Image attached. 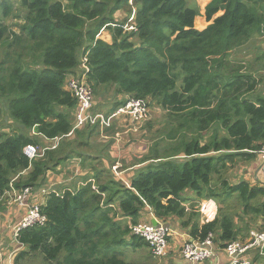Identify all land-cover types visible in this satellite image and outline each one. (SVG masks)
<instances>
[{
    "label": "trees",
    "instance_id": "16d2710c",
    "mask_svg": "<svg viewBox=\"0 0 264 264\" xmlns=\"http://www.w3.org/2000/svg\"><path fill=\"white\" fill-rule=\"evenodd\" d=\"M262 11L264 0H212L205 9L212 23L199 31L200 13L187 0L0 1V102L15 124L0 135V213L12 186L19 192L40 187L47 174L75 158L82 168L103 160L82 187L48 195L41 208L47 223L20 232L17 245L24 250L13 264H155L149 244L133 227L143 224L148 208L166 223L184 219L187 190L221 205L237 200L245 214H253L250 222L264 223V201L253 204L264 189L225 180L236 161L255 160L264 144L260 77L250 63L233 59L263 35ZM16 18L23 19L18 33L7 24ZM101 30L111 42L98 38ZM255 63L264 67V53ZM84 74L94 96L113 91L122 97L106 112L95 101L94 114L110 115L129 99L167 112L171 128L163 139L176 144L149 151L138 164L145 165L129 178L130 187L102 165H112L108 147L87 150L99 136L96 126L74 129L78 101L64 85L68 77ZM3 115L0 108V123ZM30 145L47 150L31 161L24 154ZM228 210L222 207L213 222L194 225L190 236L202 241L217 234L221 247L238 240ZM141 250L146 255L134 259Z\"/></svg>",
    "mask_w": 264,
    "mask_h": 264
},
{
    "label": "rangeland",
    "instance_id": "374dc122",
    "mask_svg": "<svg viewBox=\"0 0 264 264\" xmlns=\"http://www.w3.org/2000/svg\"><path fill=\"white\" fill-rule=\"evenodd\" d=\"M12 1H18V0H12ZM187 1L190 5L196 6L198 8L200 16L196 20L195 27L200 31L203 27V22H204V20L201 19L202 18L201 14H203V9H205L208 5L205 4L207 0H187ZM124 17L126 18V14L123 15L121 19L124 20L125 19ZM133 19L134 17L132 16L130 21H132ZM7 24L9 25V27L13 32L18 33L20 31L19 25L23 24V19L22 18L10 19L8 20ZM98 38L100 39L102 38L107 42H111L112 39V37L109 36V34H107L105 30H101V32L98 35ZM248 54H249L248 51L239 49L236 51V60H242L243 59L242 56H246ZM81 69L84 70L83 66L81 67ZM93 99L94 102L96 101L98 103L97 105H99L98 110L106 112L108 109L112 107L114 103L120 102L122 100V97L115 96L113 94V91H110L109 93L104 95L102 99H99V97L96 96H93ZM0 108L3 110L4 113L2 117V121L0 123V135H1L2 129L8 128L9 126L14 127L15 124L14 123L12 124L11 119H9L8 115H6L5 104L3 103L2 100L0 102ZM77 112H78V106L75 111L74 129L77 128V120H76ZM146 113H147V117L144 120H135L127 117H118L112 120L110 123L111 126L106 129H101L100 127L95 128L94 126L89 125L91 128L93 127L98 130L99 136H95V138L92 139L90 143L92 148H89L87 150L93 152L97 149L95 147L98 146L108 147L109 149L108 151H106V153H110L112 159L111 160L112 165H110L105 161H104L105 165L104 164L102 165L107 167L108 168L107 171L111 172L114 177H116L115 173L122 175V179L125 182H128L129 178L132 176L131 175V173H133L131 169L132 167L137 165L140 168L145 165V164L143 165H138V164L143 162L144 158L149 154V151L154 150V148L157 146L158 150L163 152L165 147H170L176 144L175 141L169 142V140L163 139V137H165L166 133L171 128L170 126L167 125L168 123L167 112L160 110L159 106L156 103L150 102V107H148L146 104ZM101 159L102 158L98 159L99 160L97 161L98 163L95 162L94 165L89 162H86V164L82 168V161L76 158L75 162L69 163L68 164L69 166L67 165V167L62 168L63 172L54 174L52 178L54 182L53 183L50 182L49 184L46 183L45 189L42 190L41 193L43 194V192L45 191V193L50 192L49 195H51L53 193H62L64 192L63 190L65 189L68 190L70 189L73 191L75 188H78V186H80L81 184L82 185L80 187H82L84 185L83 184L84 177H86L87 175H93L95 173L94 168L101 169V165L99 164L100 161H103ZM241 163L243 162H239V164ZM233 168L234 167L229 169L227 173L228 176L230 175L229 173ZM137 170H135V173L137 172ZM80 171L82 176H80ZM56 172H58V170H56ZM60 174L62 175L60 176ZM58 176H60L59 181L64 180V182H60V183L56 182L55 180L57 179L56 177ZM91 182H93L94 191L98 192L97 183H95L93 180H91ZM102 182L103 180L100 181V183ZM52 184L54 185L52 186ZM127 186L129 187V184ZM185 192L182 194V197L188 199V194L185 195ZM43 195L44 198L48 197V195L46 194ZM11 200H14V198L8 196H6L2 200L4 202L5 209L7 208V205L8 203L11 202ZM259 201L263 202L264 197H260L259 200L253 202V204H258ZM227 204L229 205L228 208H230L229 211L233 210L234 213L233 216L238 218L237 222L241 223L242 222L241 219L243 218L242 214L244 215V213L240 203L236 200ZM221 208L222 207L219 206V209ZM173 238L174 237L172 235L168 237V250H167V255L165 257H163L162 259H157L153 256L155 264H171L172 261L168 259V256L179 257V255H181L182 244L184 242L178 244V247L175 246L176 252L169 253L170 244L173 243ZM13 240L14 238L13 236H11V244L17 245L16 242ZM11 250H14V246H12V249L10 248V251ZM146 253L147 250H141L134 253L132 257L134 259H140L142 255H146ZM261 263L264 264L263 262H259V261H257L256 264H261Z\"/></svg>",
    "mask_w": 264,
    "mask_h": 264
},
{
    "label": "built area",
    "instance_id": "2783aa9c",
    "mask_svg": "<svg viewBox=\"0 0 264 264\" xmlns=\"http://www.w3.org/2000/svg\"><path fill=\"white\" fill-rule=\"evenodd\" d=\"M125 29L127 31H135L134 26L128 28L126 26L124 30ZM83 61L85 63L86 59ZM82 66L88 71L84 64ZM64 89L71 93L78 101V112L76 115L77 128L91 125L94 127L96 126V128L100 127L101 129H106L111 126V121L118 117H127L135 120H144L147 117L146 104L144 101L135 99H129L126 104L120 106L110 115L101 113L94 114L92 112L95 103L93 99L94 95L93 91L86 83V74H84L81 79L74 76L68 77ZM59 140L60 139L54 141L52 145L53 149L57 147ZM46 150L45 148L30 145L24 149V154L32 161L43 157ZM255 153L261 159V174L264 179V144L261 150ZM115 176L116 179L128 185L127 182L123 181L122 175L115 173ZM11 188L13 193L16 194L15 201L20 205H24L27 209V213L22 221L14 228L13 238L14 241L18 243L17 238L21 231L33 228L36 225L43 226L47 223V218L41 212L42 205L27 204L26 200L28 196L32 194L33 189H25L21 192H16L13 186ZM43 194L49 195L50 192L45 193L44 191ZM200 213H202L205 223H209L211 220L215 219L216 211L211 200L201 204ZM154 219L157 220L156 226L150 223L138 224L133 227V233L149 244L152 255L155 258L162 259L167 255L168 237L171 236V230L170 227L167 226L169 224L166 222L158 220L157 218ZM215 244L213 235L202 241L188 238L182 244V257L190 264H205L216 257ZM224 252L227 261L216 264H253L254 258L257 256L259 258H264V227L252 230L246 241L236 240L228 242L224 247Z\"/></svg>",
    "mask_w": 264,
    "mask_h": 264
},
{
    "label": "crops",
    "instance_id": "0c3cea01",
    "mask_svg": "<svg viewBox=\"0 0 264 264\" xmlns=\"http://www.w3.org/2000/svg\"><path fill=\"white\" fill-rule=\"evenodd\" d=\"M212 0H207L206 5L209 4ZM206 9V8H205ZM205 9H203V14L202 18L204 20L203 22V27L200 31L206 29L211 23L207 22L206 17H205ZM264 13V11H262ZM223 13L220 12L218 13L216 17L222 15ZM205 23V24H204ZM199 30V29H197ZM264 32V30H263ZM260 38V39H259ZM258 41V42H257ZM244 50L245 49H241ZM249 52L248 55L242 56L244 61L248 62L252 66V72L254 75H257L260 77V87H259V93H263L264 95V67L262 65H259L255 63L256 57L259 55L261 56L264 53V33L263 35L259 36H254L251 42V47L246 50ZM252 56V59H251ZM233 59L236 60V53L233 55ZM45 145H49L50 142L44 141ZM76 161V158L73 159L72 161H69V163H73ZM67 164V165H68ZM67 165L65 167H67ZM69 166V165H68ZM261 167H262V162L259 156L252 162L246 163L243 162L239 164V162L236 161V164L234 165V168L230 171V175L225 177V180L231 185H238L242 182H247L249 183L252 187H259L264 189V179L261 175ZM63 166L60 169H57L59 172H50L47 174L45 180L41 184L40 187H37L33 189V192L31 195L28 196L27 198V204H40L43 205L46 203L47 198H44V195H42L41 191L45 189V184H49L50 182H54L52 180L53 175L63 172L62 170ZM81 169V168H80ZM132 172L131 175L135 174V170L139 169V167L136 165L131 168ZM62 174H60L61 176ZM56 177L57 179L55 180L56 182H64L59 181V177ZM80 176H82L81 171H80ZM55 177V176H54ZM44 184V185H43ZM54 185V184H52ZM82 185V184H81ZM80 185V186H81ZM48 186V185H47ZM78 186V188L80 187ZM220 187V183L218 184V188ZM16 191V190H15ZM18 192V191H16ZM188 194V200L185 203L187 213L184 219L179 220L177 218L170 219L167 224H169L170 230H171V235L174 237L173 238V243L170 244L169 248V253L176 252V247H178V244H181L185 242L188 238H192L190 236V231L194 225H197L199 227H202L205 223V219L200 213V206L202 203L210 201L212 202V205L214 206V209L216 211V217H218V209L219 206L223 208H228L229 205H221V202L219 199H202L199 198L197 193L194 191H186L185 195ZM16 194L10 193L8 197H13L14 200H11L10 203H8L7 208L5 209L4 212L0 213V250H1V259H0V264H13L14 258L16 257L17 253L19 251L24 250L23 246H18V245H12L11 244V236H13L14 228L16 225L22 221L23 217L27 213V209L24 205H20L15 201V196ZM236 199V198H235ZM216 200V202H215ZM193 206V207H192ZM230 209V208H228ZM235 211V210H234ZM228 213L231 215H234L233 210L229 211ZM244 213V211H243ZM194 214V215H193ZM237 215V213H236ZM247 215V216H246ZM215 217V219H216ZM242 219L241 223H238L237 220L238 218L234 216L235 223L238 226V240L240 241H246L250 231L254 229H261L264 226L263 221L260 219H257L255 222H250L251 219H253V214H242ZM155 217L152 214V211L148 208L146 212L143 214V218L141 219L140 223H150ZM214 219V220H215ZM214 220H211L210 222H213ZM182 222H189V226L183 227ZM218 234L220 232L218 231ZM215 238H218V235H215ZM14 241V240H13ZM17 244V243H16ZM12 246H14V250L10 251V248L12 249ZM176 246V247H175ZM215 252H216V257L208 261L207 264H216V263H222L227 261L226 254L224 252V247H221L220 243L215 244ZM13 255V256H12ZM12 259V260H11ZM168 259L172 261L171 264H190L186 262L182 254L179 255V257L176 256H168ZM166 260V259H165ZM262 262L264 263V258H262ZM204 264V263H203Z\"/></svg>",
    "mask_w": 264,
    "mask_h": 264
},
{
    "label": "water",
    "instance_id": "95a60500",
    "mask_svg": "<svg viewBox=\"0 0 264 264\" xmlns=\"http://www.w3.org/2000/svg\"><path fill=\"white\" fill-rule=\"evenodd\" d=\"M151 224L153 226H156L157 225V220L156 219H153L152 222H151ZM167 226L169 227V225H167ZM0 259H1V253H0Z\"/></svg>",
    "mask_w": 264,
    "mask_h": 264
},
{
    "label": "clouds",
    "instance_id": "9594fccd",
    "mask_svg": "<svg viewBox=\"0 0 264 264\" xmlns=\"http://www.w3.org/2000/svg\"><path fill=\"white\" fill-rule=\"evenodd\" d=\"M125 184V183H124ZM130 187V186H129Z\"/></svg>",
    "mask_w": 264,
    "mask_h": 264
}]
</instances>
